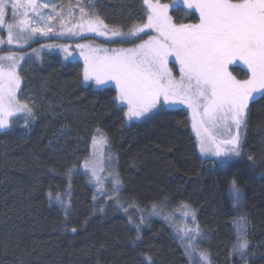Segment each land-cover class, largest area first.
Listing matches in <instances>:
<instances>
[{
	"label": "trees",
	"instance_id": "16d2710c",
	"mask_svg": "<svg viewBox=\"0 0 264 264\" xmlns=\"http://www.w3.org/2000/svg\"><path fill=\"white\" fill-rule=\"evenodd\" d=\"M94 4L92 14L118 30L145 22L143 0ZM180 4L169 9L172 21L199 23V13ZM89 38L118 47L142 42L111 43L92 36L52 41L76 45ZM38 58L25 69L35 119L28 128L0 130V264H148L149 256L152 264H199L185 255L171 219L182 203L196 214L204 239L195 246L211 264H264V242H256L264 234V183L246 180L245 207L228 209L217 171L199 152L187 109L166 106L143 120L127 121L124 107L114 100V87L85 83L83 59L66 60L48 49ZM230 68L239 78L249 71L239 63ZM98 135L105 137L122 181L119 205L101 198L83 169ZM244 136L247 155L264 163V95L250 103ZM50 191L70 199L67 216L49 200ZM152 204L160 214H152ZM240 217L247 222L246 235L240 236L248 242L243 258L234 252V221Z\"/></svg>",
	"mask_w": 264,
	"mask_h": 264
},
{
	"label": "snow or ice",
	"instance_id": "6c2138e0",
	"mask_svg": "<svg viewBox=\"0 0 264 264\" xmlns=\"http://www.w3.org/2000/svg\"><path fill=\"white\" fill-rule=\"evenodd\" d=\"M182 2L188 9L199 11V23L177 26L169 16V5L161 4L159 0H143L145 22L123 31L109 28L99 17L93 18L85 9V5L95 7L92 0H77L75 5H58L56 0H0V25L7 30V39L0 38V45L20 44L21 41L27 44L36 36L46 37L54 31L50 23L56 21L64 25L74 9L79 10L80 19L74 28L66 29L72 35L98 33L108 37L111 43H133L140 39L141 43L128 49L76 45L84 56L83 80H93L98 86L115 82L118 91L114 100L127 108V121L144 118L160 107L187 105L192 111V126L199 138L200 152L210 154L213 162L216 159L227 162L242 155V129L246 127L249 104L256 94L264 95V0ZM41 9H50L47 17ZM9 11L12 22L5 20ZM149 32H155V35H149ZM141 33L148 35V39H143ZM47 47L56 45H42L41 49ZM32 51L39 57L38 50ZM24 58L16 52L0 55V129L12 128L17 118L23 119L25 127L35 119L33 108L21 103L17 95L21 83L19 62ZM169 58L179 64V81L168 66ZM238 60L250 70L249 79L236 80L229 72V65ZM106 143L105 139L94 136L93 155H97L95 149ZM248 160L255 168V159L248 156ZM83 169L90 172L99 195L114 199L102 186L95 167L90 168L86 161ZM71 171L65 174L69 179V189ZM109 175L113 191L118 193L122 181L117 173ZM230 190L233 208H236L243 200V193L235 178L230 182ZM48 197L61 205L65 216L68 215L70 199L64 200L59 193L53 196L51 191ZM96 198L94 195L93 200ZM115 202L119 205L118 199ZM151 207L153 214H160L155 204ZM181 207L184 209L182 216L193 221L191 228L176 229L185 255L190 260L196 257L199 264H211L209 255L195 246L198 240L204 239L195 212L187 204L182 203ZM140 221L142 224L143 215ZM141 224L136 225L138 233ZM234 224L238 234L234 252L243 258L248 242L241 241L240 236L246 235V218L240 217ZM146 259L148 264H152L150 256Z\"/></svg>",
	"mask_w": 264,
	"mask_h": 264
},
{
	"label": "rangeland",
	"instance_id": "374dc122",
	"mask_svg": "<svg viewBox=\"0 0 264 264\" xmlns=\"http://www.w3.org/2000/svg\"><path fill=\"white\" fill-rule=\"evenodd\" d=\"M96 1L97 0H92L93 3H95ZM40 2H46V0H40ZM178 2L182 3V5H184L182 0H175V3L173 0L172 2H170L171 4L164 2L162 0H159V3L169 5V9H170V7L173 6L172 4H176ZM56 3L58 5H60V4L75 5L77 3V0H56ZM85 9L87 12L92 14V8L85 5ZM41 12L45 17H47V15L50 13V9H41ZM92 16H93V18L98 17L94 14H92ZM66 19H67V22L64 25H60L56 21H52L49 26H52L54 28V31L52 33H49L48 36H46V37L45 36H36L32 40H30L27 44H24L23 41H21L20 44L8 45L7 43H5L4 45H0V55H5L9 52H16L17 55H23L25 57L23 60H21L19 62L20 66L18 68V73H19V76L21 79V83H20V88L18 90L17 95H18V99L20 100V102L29 104V106L33 108V111L35 113L37 112L36 101H35V98L29 93V90L27 88V83H26V75H25L26 66L29 65V63L32 62L35 58H38L35 55V53H33V51H32L33 49H36L39 51V57H41L43 55V52L45 51V49L46 50L48 49L49 51L60 52L66 60L81 58L84 61V56L81 54V50L76 47V45H78V44L88 45L91 48H101L102 47V48H112V49H128V48H134L137 45L136 44L133 46H125V47L124 46L123 47L122 46L121 47L108 46L104 43H100L99 41H97L95 39H90V38L85 40V41L78 42V43H76V45H74L73 43H61V41H52L53 38L77 40V39H81V38L89 37V36L95 37L98 40L109 41L108 37L100 36L98 33L82 32L80 35H72L71 33H68L66 31V29H68V28H74V25L79 21L80 12L78 9H74L72 16L70 18H66ZM100 19L105 24H107L102 18H100ZM5 20L7 22L13 21V17L11 16L10 11H9V14L5 17ZM108 27L113 28L109 25H108ZM61 33H64V34L61 35ZM0 38H3L5 40L7 39V30H6V27L3 25H0ZM42 45H50V46L56 45V47H47V48L41 49ZM85 51H87V50H85ZM172 61L175 62L173 58H169V65L168 66L172 70L173 77L177 81H179L180 80L179 64L177 62H175V65L173 67L171 64ZM235 63L236 64L239 63V64L246 66L242 61H239V60L236 61ZM84 65H85V61H84ZM228 70L232 74V76L236 80H239V81L247 80L250 78V75H251L250 70L248 69L249 70L248 74L244 78H239L235 74H233V72L231 71L230 65H229ZM85 83L88 85H92L94 87H97V88L114 87L116 89V91H118L117 88L115 87V82H109L107 85H99V86L96 85L93 80L85 81ZM261 96H263V95L256 94L255 99L258 97H261ZM120 105L122 107H124L125 111H127V108L123 104H120ZM176 106H180V107L187 109L190 116H191V122H192V111H191V109L185 104H177V105L168 106V107H176ZM164 107H166V106H164ZM164 107H160L158 109L153 110L147 116H145L144 118H141L139 120H143V119L149 117L150 115H152L153 113H155L156 111H158L159 109L164 108ZM249 107H250V104H249ZM248 113H249V111H248ZM132 121H136V120H132ZM31 122L32 121H30L28 126L25 127L23 119L17 118L14 121L12 128H19V127L28 128L30 126ZM247 124H248V115H247V120H246V127H244L242 129V139H243L242 149H241L242 155L238 158H232L231 160H228L227 162H222L219 159H216V161L213 162V158L211 157V155L210 154L209 155L202 154L200 152V147H199L200 154L204 158L210 160V162H211L210 164L217 171L219 185H220V188L222 191L224 205L232 211H241L246 205L247 198L249 197V194H250V189L244 185V182L246 180H258L259 182L264 183V163H261V162L255 160L256 166H255V168H252L251 162L248 160L249 155H247V153H246L245 136H244L245 130L247 128ZM12 128H10V129H12ZM0 130H8V129H0ZM193 131H194V134L197 138V142L199 145V138L197 137L196 130L194 128H193ZM97 138L98 139L99 138L105 139V137L102 135H98ZM93 151H94L93 145H91V152H90V155L86 161L89 163L90 168L95 167L97 169V175L101 179L102 186L116 200V199H118L119 192L115 193L113 191L112 184H111V176L109 174L110 173H117V172H116V166H115L114 159L111 156L110 152L108 151V144L106 143V145H101L97 149H95V151L97 152L96 156L93 155ZM84 171L88 174V176L92 182L90 172H87L86 170H84ZM233 178H235L237 180V184L240 187L241 192L243 193V200H242L241 204L239 206H237L236 208H233V198H232V193L230 190V182ZM93 185L95 186V189L97 192V186L94 183H93ZM260 191L264 195V185H263V187L260 188ZM97 194H98V192H97ZM99 196L101 198L108 199L106 196H101V195H99ZM183 211H184V209L180 208L178 211H175L171 215V219H172L173 224L175 226V230L178 228L182 229L184 227H189V228L193 227V221L191 220V218L190 217L184 218L182 216ZM154 215H156V214H154ZM259 241L264 242V234L262 236H256V242H259Z\"/></svg>",
	"mask_w": 264,
	"mask_h": 264
},
{
	"label": "flooded vegetation",
	"instance_id": "af4514ba",
	"mask_svg": "<svg viewBox=\"0 0 264 264\" xmlns=\"http://www.w3.org/2000/svg\"><path fill=\"white\" fill-rule=\"evenodd\" d=\"M180 5H182V3H181ZM184 6H186V5H184ZM189 10H192V9H189ZM195 10H196V9H195ZM196 12L199 13L198 10H196ZM245 68H247V66H245ZM247 69H248V68H247Z\"/></svg>",
	"mask_w": 264,
	"mask_h": 264
}]
</instances>
